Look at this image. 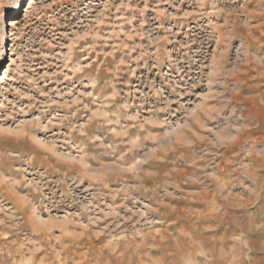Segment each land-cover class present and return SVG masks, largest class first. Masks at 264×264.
Listing matches in <instances>:
<instances>
[{"label": "clouds", "instance_id": "9594fccd", "mask_svg": "<svg viewBox=\"0 0 264 264\" xmlns=\"http://www.w3.org/2000/svg\"><path fill=\"white\" fill-rule=\"evenodd\" d=\"M59 2L16 8L43 24ZM189 2L101 0L41 63L21 46L0 77V264H264V0ZM192 19L177 75L126 90Z\"/></svg>", "mask_w": 264, "mask_h": 264}, {"label": "rangeland", "instance_id": "374dc122", "mask_svg": "<svg viewBox=\"0 0 264 264\" xmlns=\"http://www.w3.org/2000/svg\"><path fill=\"white\" fill-rule=\"evenodd\" d=\"M17 0H0V77L11 75L8 71L12 66L16 54L21 46H26L31 43L30 51L33 55V64L41 63V56H49L58 51L54 47L55 40L52 36L57 33L69 31V25H74L77 21H83L89 14L95 13L101 6V0H60L56 5H53V10L58 17L57 22L52 20L41 23L40 21H30L27 16V6L23 9H18V13L11 16ZM24 3V0H21ZM167 4L162 5L165 7ZM169 7V6H168ZM171 11L176 9L170 8ZM181 12H183L181 10ZM14 17V18H13ZM192 19L191 21H195ZM11 25H8V22ZM41 42L45 44L41 47ZM168 48L161 54L163 58L162 67L155 66L148 68H140L136 71V77H131L126 90L136 91L143 87L144 91H148V85L142 84L145 80H151L155 83L161 82V72L165 73V67L168 65ZM37 71H43L41 66ZM67 83V82H65ZM55 87V85H50Z\"/></svg>", "mask_w": 264, "mask_h": 264}, {"label": "built area", "instance_id": "2783aa9c", "mask_svg": "<svg viewBox=\"0 0 264 264\" xmlns=\"http://www.w3.org/2000/svg\"><path fill=\"white\" fill-rule=\"evenodd\" d=\"M165 7H168L166 5ZM180 10L183 12H191L192 4L189 0H184V3L179 5ZM175 7H173L174 9ZM200 25L197 20L190 21L184 24L182 27L175 29L176 36L175 39L168 45V65L165 67V73H171L172 75H177V69L184 64V47L183 42L189 39L187 35L190 32L198 31ZM175 65V67H173Z\"/></svg>", "mask_w": 264, "mask_h": 264}, {"label": "bare ground", "instance_id": "6f19581e", "mask_svg": "<svg viewBox=\"0 0 264 264\" xmlns=\"http://www.w3.org/2000/svg\"><path fill=\"white\" fill-rule=\"evenodd\" d=\"M17 11H18V9H17L16 6H15L13 12L11 13V16H13V15L16 14V13H18ZM13 18H14V17H13ZM7 24H8V25H11L12 23L9 21Z\"/></svg>", "mask_w": 264, "mask_h": 264}]
</instances>
